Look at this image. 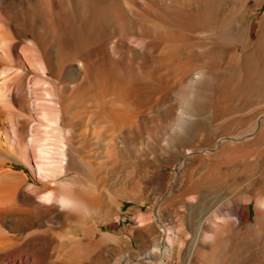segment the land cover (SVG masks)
<instances>
[{
  "label": "bare ground",
  "instance_id": "6f19581e",
  "mask_svg": "<svg viewBox=\"0 0 264 264\" xmlns=\"http://www.w3.org/2000/svg\"><path fill=\"white\" fill-rule=\"evenodd\" d=\"M84 1L89 5L93 0ZM84 1L0 0V155L8 160L10 156L23 154L22 157L27 158L30 154L34 159L36 179V184L28 183L27 174L14 172L13 163L0 161V264H222L223 251L230 242L235 246L229 261H223V264H233L239 238L249 240L264 236V176L239 180L255 158L256 149L252 143L244 144L245 140L242 142L233 137V140L221 138L207 145L200 140L204 129L195 130V140L185 155L192 154L193 150L198 153L189 160L177 162L176 176L171 175L167 186L166 202L162 201L157 209L149 206L146 210L143 209L144 202H136L134 220L142 234L138 244L141 256H137V250L118 235L100 232L99 226L110 220L107 214L101 222L89 215L90 207L100 215L108 212L105 205L96 202L95 195L92 197L93 176L89 171L85 173L88 182L84 188L64 186L61 181L60 178L67 175L68 150L77 131L74 119H78L75 117L78 114L70 112L69 99L84 87L81 85L83 69L88 68L94 78L98 59L104 64L111 57L124 58L149 52L143 35L135 32L125 36L115 34L117 37L109 45L100 43L96 50L85 49L77 55L70 48L61 51L57 27L62 18H66V11L92 14V8L85 7ZM144 1L116 0L111 14L121 23L128 22L132 13L141 14ZM214 2H211L214 6L206 17L216 26L218 7L223 0ZM155 3L150 2L151 7L147 9L151 11ZM263 3L264 0H258L256 5L261 7ZM160 4L157 3L158 8ZM229 19L220 22V29L211 25L197 35L202 36V40L206 34L220 38L219 53L233 57L236 48L244 50L250 40L247 26L240 36L234 32L236 29L233 30ZM72 75L79 76L78 87L68 82L67 78ZM200 80L199 70L192 83ZM67 86L73 93L65 90ZM48 127L52 128L55 138H49ZM103 127L99 139H103L108 125ZM127 127L124 130L129 132V125ZM88 132V128H80L78 133L82 137ZM239 142L246 148L238 153L243 158L230 162H225V158L218 163L212 161L224 157L225 145L236 147ZM164 144L167 149H175L172 139H167ZM237 162L243 164L241 169L229 172ZM217 169L220 172H214ZM76 178L79 175L71 177L70 182ZM164 202L168 204L165 210ZM251 206L253 221L249 219ZM115 207V220L119 221L122 206L117 203ZM98 233L101 234L99 238ZM110 256L113 258L110 261L105 258Z\"/></svg>",
  "mask_w": 264,
  "mask_h": 264
},
{
  "label": "rangeland",
  "instance_id": "374dc122",
  "mask_svg": "<svg viewBox=\"0 0 264 264\" xmlns=\"http://www.w3.org/2000/svg\"><path fill=\"white\" fill-rule=\"evenodd\" d=\"M115 1L93 0L92 3H96L89 5L84 1V6L92 8L94 15L66 11L65 21L63 18L61 20L64 23L60 21L57 27L61 51L70 48L75 55L85 49L96 50L100 43L109 45L118 35L134 32L143 35L149 50L124 58L111 57L104 64L97 57L96 78H92L88 68L83 69L82 83L78 81L79 76L67 78L75 87L81 83L85 90L83 87L69 99L76 100H72V103L69 101L70 112L80 116L74 119L77 131L68 150L67 175L60 179L64 181V186L84 188L88 182L85 173L89 171L93 176L92 197L95 195L96 202L108 209V212L100 215L90 207L89 215L101 222L107 214L110 220L106 225L99 226L100 232L118 235L137 250V256H141L138 244L142 234L134 220L136 202H144L145 210L149 206L157 209L162 201L166 202L167 186L171 175L176 176L177 162L189 160L198 153L193 150L192 154L185 155L192 147L197 128L204 129L200 134L203 144L209 145L221 138L233 140V137L246 141L244 144L252 143L256 149L254 162L245 170L246 174H241L238 179L251 180L254 175L264 176V3L257 7L258 0H223L219 7L215 5L216 10L219 8L216 27L206 17L214 6V0H145L146 8L139 12L141 14L137 16L132 13L125 23L111 14ZM150 2L157 6L152 7L151 11L147 9L151 7ZM157 3H161L159 8ZM105 4L108 7L104 8ZM236 10L237 13L239 10V15ZM224 19L232 20V28L240 36L245 25L249 32L250 44L244 50L236 48L237 53L233 57L219 53L222 45L220 38L206 34L203 41L202 36L197 35L199 31H207L211 25L220 29V22ZM199 70L201 80L193 84V77ZM51 79L49 75L48 80ZM65 90L73 93L68 86ZM147 95L150 99H147ZM124 120L127 122L122 123ZM103 124L108 125L107 134L99 139ZM128 125L129 132L124 130ZM80 128H88V134L81 137L78 133ZM48 129L49 138H55L52 128ZM181 130H185L184 133ZM233 133H238L239 137L236 134V138ZM167 139L175 141V149L165 148ZM241 144L239 142L236 147L225 145L224 157L212 161L218 163L225 158V162H230L243 158L238 154L246 150ZM209 153L214 154L213 151ZM22 156H8L7 160L0 155V161L13 163L14 172L27 174L28 183L36 184L34 159L30 154L27 158ZM242 165L235 163L229 172H237ZM76 175L79 178L70 182V178ZM165 202L164 210L168 205ZM117 203L122 206L119 221L115 220ZM253 217L251 206L250 221H253ZM100 236L98 233L97 237ZM233 244L230 242L223 251L222 264L229 261L235 246ZM236 245L238 252L233 264H264V236L249 240L239 238ZM105 258L109 261L113 259L112 256Z\"/></svg>",
  "mask_w": 264,
  "mask_h": 264
}]
</instances>
